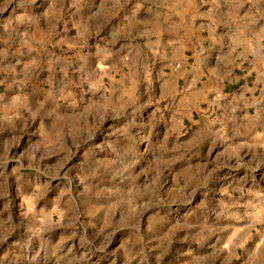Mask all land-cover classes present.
<instances>
[{"label":"rangeland","instance_id":"1","mask_svg":"<svg viewBox=\"0 0 264 264\" xmlns=\"http://www.w3.org/2000/svg\"><path fill=\"white\" fill-rule=\"evenodd\" d=\"M244 12L0 0V264H264V87L228 113L214 71Z\"/></svg>","mask_w":264,"mask_h":264},{"label":"crops","instance_id":"2","mask_svg":"<svg viewBox=\"0 0 264 264\" xmlns=\"http://www.w3.org/2000/svg\"><path fill=\"white\" fill-rule=\"evenodd\" d=\"M216 21L217 28L223 34H235L237 42H243L245 49L248 52L247 65L243 67L233 65L226 61V56L223 57L224 61L218 63L214 70L218 73L222 80V88L219 94L220 100H227L232 103V106H222L228 113L236 114V108L233 100L237 97L234 91L227 92L229 87L239 86V90L246 93L249 90L256 91L261 86L264 87V15L256 18L251 15V12L239 13V15L230 16L229 19L220 18ZM244 38V39H242ZM239 68V70L237 69ZM237 69V70H236ZM241 69V70H240ZM241 98H247V94H238ZM251 99L257 100L255 94L251 95ZM253 106V104H252ZM259 105H255V112L259 109ZM244 109V113L251 114L250 108Z\"/></svg>","mask_w":264,"mask_h":264}]
</instances>
